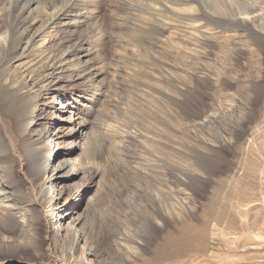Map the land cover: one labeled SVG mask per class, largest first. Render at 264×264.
<instances>
[{"label":"rangeland","instance_id":"374dc122","mask_svg":"<svg viewBox=\"0 0 264 264\" xmlns=\"http://www.w3.org/2000/svg\"><path fill=\"white\" fill-rule=\"evenodd\" d=\"M63 11L83 22L102 73L99 93L85 96L92 108L78 156L99 176L81 211L107 210L138 243L165 241L159 264H264V0H0V27L33 35ZM55 21L45 40L54 64L71 35ZM78 57L65 59L74 63L66 78ZM74 79L70 87L87 83ZM55 105L46 139L66 110ZM70 147L59 146V160ZM156 201L167 206L160 229L150 225Z\"/></svg>","mask_w":264,"mask_h":264},{"label":"bare ground","instance_id":"6f19581e","mask_svg":"<svg viewBox=\"0 0 264 264\" xmlns=\"http://www.w3.org/2000/svg\"><path fill=\"white\" fill-rule=\"evenodd\" d=\"M55 20L63 21L62 31L71 35L61 42L54 64V57L46 54L45 40L56 31ZM82 24L68 21L63 11L33 35L19 32L16 38L9 28L0 27V264H159L170 253L165 241L138 243L128 234H119L113 227L115 217L107 210L100 215L91 209V216L81 211V198L99 176L96 170L83 169L78 156L87 141L84 111L89 114L92 108L85 109V96L94 99L99 93L93 83L102 74L97 68L100 51L93 50L85 34H79ZM70 56H79L80 69L66 78L67 66L74 64L65 60ZM74 78L87 83L70 87ZM42 90L47 92L46 100L39 99ZM57 100L65 103L66 110L59 112L62 124L51 125L47 141L43 125L57 111ZM59 146H71L62 152L61 160L60 153H55ZM210 162L199 166L209 169ZM153 209L150 225L160 229L167 206L156 201ZM53 220L59 224L57 230L41 227V222L49 225ZM164 235L173 237V233ZM106 245L110 249L101 251ZM148 253L152 258L143 256Z\"/></svg>","mask_w":264,"mask_h":264}]
</instances>
